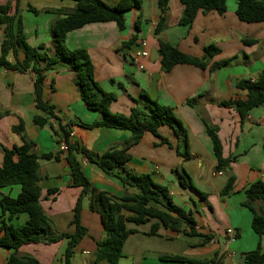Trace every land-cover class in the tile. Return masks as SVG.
Wrapping results in <instances>:
<instances>
[{
    "label": "crops",
    "instance_id": "crops-1",
    "mask_svg": "<svg viewBox=\"0 0 264 264\" xmlns=\"http://www.w3.org/2000/svg\"><path fill=\"white\" fill-rule=\"evenodd\" d=\"M103 1L114 6L121 0ZM139 1L141 8H132L126 13L125 29L121 30L114 22L90 24L69 33L66 45L70 50L83 48L88 51L94 64L96 81L105 91L118 96L111 106L112 113L129 116L136 106L148 109V104L141 100V94L142 91L150 92L152 81L158 74L157 99L160 104L173 107L176 117L187 129L189 151L193 158L186 161L178 155L179 140L174 129L162 126L159 134L169 140L172 148L162 145L159 137L146 133L143 140L129 150L131 159L124 168L115 170L113 175L104 173L83 157H80V162L94 189L116 198L126 193L118 174L133 172L151 175L155 183L169 188L178 206L195 214L198 232L215 237L205 246H197L200 241L198 237L171 233L164 227L159 230L160 237L147 236L155 220L140 226L129 224L128 227L138 230V233L130 235L125 242L119 264H187L163 261L161 256L167 254L183 255L193 260L218 255L223 264H241L243 253L254 251L259 244L264 247V236L260 238L252 228L253 213L243 206L250 185L264 181V106L253 110L242 122L233 107H223L221 104L246 99L247 93L237 89V82L242 79L255 81L264 70V23L242 22L236 15V0H228V10L224 15L216 11L208 14L200 12L191 28L182 27L179 22L184 6L181 0H170L166 29L156 37L155 30L161 17L158 0ZM9 2L11 0H0V5ZM15 6L13 3L12 14H16ZM30 6L41 13L36 15L30 12ZM19 8L18 16L23 20L28 43L33 47L44 45L43 52L53 57L56 50L51 26L59 16L45 10H72L74 4L68 0H21ZM140 16L138 31L136 24ZM135 35L138 36L135 44L125 46ZM159 39L194 57H202L205 47L210 45L221 52L211 60L208 69L177 65L170 73H164L160 58L152 60L153 51H158ZM3 40L4 32L0 30V47ZM140 40L147 41L151 52V58L144 60V70H140L130 59L134 46ZM19 59L23 60L21 53ZM10 61L15 62V58L11 56ZM224 61L229 63L214 72L210 71L213 64ZM34 83L35 76L31 72L0 69V112L10 113L0 119V167L4 159L3 148L22 145L21 138L12 131L20 119L25 123L28 139L36 144L38 156L62 151L63 142L57 143L62 140V133L56 121L51 120V124L58 130V135L49 125L39 128L34 124L36 116L48 117L36 107ZM44 96L56 108L58 117L64 123L78 120L92 124L98 119V113L81 99L75 75L65 61H60L54 70L47 73ZM193 98L198 99L195 108L187 104ZM204 122L218 128L224 158L236 157L231 171L221 172L218 169L213 143ZM70 138L102 156L112 149H122L125 142L130 140L131 132L107 127L86 129L75 124L71 128ZM183 170L190 175L195 188L208 195L207 200L193 189L182 187L179 173ZM231 175L236 177L234 193L222 200L220 193ZM40 176L42 207L56 224L51 236L74 233V207L81 189L71 185V169L66 155L62 153L60 160H40ZM49 190L58 192L49 193ZM21 191L20 185L0 188V224L2 220L16 228L27 224L28 214L9 218L8 214L3 215L1 208L4 197L17 198ZM129 193L133 191L129 190ZM89 205L88 198L84 202L82 224L89 235L76 249V253L81 252L88 257L83 264L93 263L97 242L105 238L101 216L91 211ZM256 208L259 212L264 211L260 203L256 204ZM229 229L236 231L235 241H229ZM67 247L68 240L63 239L52 244L25 245L17 251L0 248V264H7L12 255L32 256L41 264H65Z\"/></svg>",
    "mask_w": 264,
    "mask_h": 264
},
{
    "label": "trees",
    "instance_id": "trees-1",
    "mask_svg": "<svg viewBox=\"0 0 264 264\" xmlns=\"http://www.w3.org/2000/svg\"><path fill=\"white\" fill-rule=\"evenodd\" d=\"M74 4L72 10L68 9H47L48 13H54L59 18L52 24L51 33L55 46V55L49 57L43 51L44 45L39 47L31 46L27 41L24 32L23 20L18 16L21 0H11L6 5H0V30L4 32V40L0 47V69L19 73L31 72L35 76L34 95L36 107L47 114L48 117L36 116L34 124L39 128L51 126L54 134L58 135V130L51 124V120L59 124L62 133V140L65 142L66 150L56 154H46L42 157L35 152L36 144L29 140L26 135L25 123L22 119L12 131L21 138L22 145L13 148H3L4 159L0 167V188L20 185L21 194L17 198L9 196L1 200L3 215L9 218L26 213L29 215L27 224L22 228H16L2 220L0 224V248L19 250L21 247L30 244H52L63 239L68 240V247L64 254L65 264H72L76 254V249L89 234L88 229L82 224V213L84 202L90 199L89 209L100 214L104 228L105 238L97 242L95 259L92 264H99L106 261L107 264H119L123 258L122 250L130 235L138 233V230L130 229L129 224L140 226L151 220H155L150 232L146 235L160 237L159 230L164 227L171 233L198 237L200 239L197 246H205L214 240L213 234H203L197 230V219L190 210L178 206L167 186L155 183L149 174H135L124 172L118 174L126 193L121 198L111 197L105 192H98L92 186L91 181L84 173L80 157L88 160L108 175H113L114 171L124 168L131 159L129 150L139 144L146 133L161 139L162 145L172 148L168 139L159 134L162 126H170L174 129L179 140L177 147L178 155L188 161L193 158L189 151L188 132L182 122L176 117L174 108L164 106L159 100H153L148 91H142L141 100L148 104V109L136 106L132 108L129 116L112 113L111 106L117 101L118 96L105 91L96 81L94 75V64L86 49L70 50L66 45L67 36L72 31L81 29L94 23L114 22L123 30L125 29V15L132 8H141L139 0H121L116 5L110 6L103 0H68ZM228 0H181L184 6V13L179 25L191 28L200 12L208 14L216 11L224 15ZM170 0H158L161 17L155 30V36L159 37L166 29V15L169 12ZM236 15L245 23H264V0H236ZM13 3L16 4V14H12ZM29 11L39 15L41 11L30 6ZM138 18L136 27L140 31V20ZM135 35L126 44L131 47L137 40ZM161 71L170 73L177 65H193L200 69H208L211 60L220 54V49L210 45L205 47V54L202 57H194L183 53L177 46H173L162 40H158ZM23 55V60L19 59V54ZM15 58V62L10 61V57ZM65 61L69 64V69L75 75V84L79 89L81 99L93 111L98 113V119L92 124H84L80 121L64 123L57 115L56 108L45 100L44 88L47 73L54 70L55 66ZM229 62L215 63L210 67L214 72ZM236 87L240 91L247 93L246 99L239 101H226L221 104L223 107L234 108L244 122L250 113L264 106V70L261 71L255 81L242 79L237 82ZM187 104L195 108L198 99L193 98ZM9 112H0V119L9 116ZM210 136L214 154L218 162V169L231 171V165L236 162V157L224 158L223 145L218 136V128L212 127L208 122H204ZM80 125L86 129L107 127L121 131L131 132V138L125 142L122 149H112L104 155L99 156L70 138L73 125ZM62 141V142H61ZM64 153L71 169V185L81 189L74 207V219L72 226L74 233L60 234L52 237L56 230L55 222L48 216L42 207V181L40 176V160H60V155ZM180 183L183 188L193 189L202 199L207 200L208 195L197 190L192 178L186 171L179 173ZM236 177L231 175L220 195L222 200L227 199L234 193ZM132 190L133 193H129ZM58 190H49V193H57ZM264 206V181L259 180L246 190V200L243 206L253 213L252 228L254 232L262 238L264 236V211L259 212L256 204ZM242 259L245 264H264V247L259 244L251 252L243 253ZM161 259L167 262H181L187 264H223L221 258L215 255L204 260H193L183 255H162ZM7 264H41L32 256L19 257L12 255Z\"/></svg>",
    "mask_w": 264,
    "mask_h": 264
},
{
    "label": "built area",
    "instance_id": "built-area-1",
    "mask_svg": "<svg viewBox=\"0 0 264 264\" xmlns=\"http://www.w3.org/2000/svg\"><path fill=\"white\" fill-rule=\"evenodd\" d=\"M151 58V52L148 47V43L146 40H140L136 43L134 46V49L131 53L130 59L131 61L140 69L144 70V60ZM62 151L66 150V144L65 142L62 143ZM221 174V173H219ZM227 236L229 238V241H235L237 239V233L233 229H229L227 231Z\"/></svg>",
    "mask_w": 264,
    "mask_h": 264
},
{
    "label": "water",
    "instance_id": "water-1",
    "mask_svg": "<svg viewBox=\"0 0 264 264\" xmlns=\"http://www.w3.org/2000/svg\"><path fill=\"white\" fill-rule=\"evenodd\" d=\"M160 58V55L158 53V51L154 50L153 53H152V60L156 61ZM158 80H159V75H155L153 81H152V84H151V88H150V97L153 99V100H156L157 99V83H158ZM241 264H245V260L242 259L241 261Z\"/></svg>",
    "mask_w": 264,
    "mask_h": 264
},
{
    "label": "rangeland",
    "instance_id": "rangeland-1",
    "mask_svg": "<svg viewBox=\"0 0 264 264\" xmlns=\"http://www.w3.org/2000/svg\"><path fill=\"white\" fill-rule=\"evenodd\" d=\"M88 257L84 256L81 252L76 253L75 259H74V264H83L85 260H87ZM92 264V263H90ZM99 264H107L106 261H102Z\"/></svg>",
    "mask_w": 264,
    "mask_h": 264
}]
</instances>
